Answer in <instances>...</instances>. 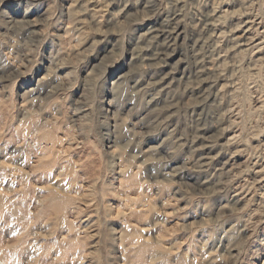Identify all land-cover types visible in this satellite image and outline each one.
<instances>
[{
    "label": "rangeland",
    "instance_id": "1",
    "mask_svg": "<svg viewBox=\"0 0 264 264\" xmlns=\"http://www.w3.org/2000/svg\"><path fill=\"white\" fill-rule=\"evenodd\" d=\"M221 5L203 105L192 37ZM0 264H264V0H0Z\"/></svg>",
    "mask_w": 264,
    "mask_h": 264
},
{
    "label": "bare ground",
    "instance_id": "2",
    "mask_svg": "<svg viewBox=\"0 0 264 264\" xmlns=\"http://www.w3.org/2000/svg\"><path fill=\"white\" fill-rule=\"evenodd\" d=\"M171 1L176 5H179L183 2V0H171ZM223 6L221 5L220 7H217V8L213 7L211 11L205 12L203 14L202 19H201V21H202L201 26H200L201 30L199 31L198 36L192 37L191 49L193 51V57L192 58H193L195 77L197 79L196 88L198 90V98H199V100L201 99L200 100L201 103L202 102L206 103L208 101L213 100V102H217L218 105L219 104L222 105V97L220 94V88L218 86L219 83L217 82L218 79L215 78L216 70L214 69L215 67L213 65V56L215 55L216 51L220 47L219 46L220 45L219 39L223 34V32H221L220 27H219L220 18H221V15L219 14V12L223 8ZM179 12H181V11H179ZM178 16H179V14H176V13H175V15H174V13L172 15H170V13L166 14L164 16V18H162V20H163L162 23L160 25L157 24V25L152 26L149 30V35L146 34L147 37L149 38V40L151 41V43L156 44L157 46H161V48L158 49L157 55H161L163 48L169 47L171 44H174L173 41H176V39L180 37L181 32H182L181 25L179 23H176V21H175L176 17H178ZM245 27H247L246 32H248L250 29H252L253 24H251L249 26V21L246 20ZM245 41H247V40H245ZM237 42H239V41H237ZM254 44H255V47L260 46L259 43H254ZM241 45H248V43L242 42ZM248 47H250V45ZM260 47H262V46H260ZM167 54H169V53L167 52ZM162 77H163L162 79H159L161 81L157 80V83L159 82V86H160L159 89H161L163 92L167 93L170 90V82H168L166 85H164V83H165V80H168V81L170 80V74L168 76H165V77L162 76ZM119 79L117 81L112 82L113 83L112 85L113 86L121 85L120 84L121 82L119 81ZM31 90H33V89H31ZM156 92H158V91H156ZM158 97L159 96H154L153 98H158ZM218 117L220 118L219 114H218ZM115 125L113 127L117 128L118 125L117 126H115ZM169 132H171V131H169ZM170 137H168V140H170ZM231 137H233V136H231ZM235 137L236 136H234V139H235ZM181 138H175V143H178V144L182 143ZM171 139H173V137ZM198 142L200 144H202V147H199L197 149L196 153L198 155L208 153V155H205V157H202L198 160V163L200 164V166H205V165L210 166V165L214 164L215 159H217L218 157L211 156V149L213 148L214 145H216L214 143V141L212 140V138L210 136L202 134V135H200L197 138L192 140L190 147L197 145ZM196 171H197V169H196ZM257 173H260V171H258ZM174 176H176V175H174ZM213 179H215V177L214 178H212L211 176L206 177V179L203 180L202 183L203 184H210L211 182L214 181ZM242 189H243V187H242ZM241 190H239V191H241ZM239 191H236L233 194L232 200L237 201V198L239 196ZM247 191H249V190L247 189ZM239 199H241V198H238V200Z\"/></svg>",
    "mask_w": 264,
    "mask_h": 264
}]
</instances>
